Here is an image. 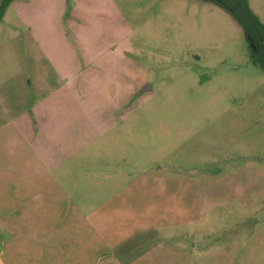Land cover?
Segmentation results:
<instances>
[{"label": "rangeland", "instance_id": "rangeland-1", "mask_svg": "<svg viewBox=\"0 0 264 264\" xmlns=\"http://www.w3.org/2000/svg\"><path fill=\"white\" fill-rule=\"evenodd\" d=\"M249 1L264 23V0ZM250 47L228 11L198 0L10 3L0 79L18 62L41 81L30 66L49 55V142L61 146L49 152L67 160L50 186L79 201L91 251L101 241L121 264H264V71ZM3 107L0 95V122ZM22 184L0 181V196H24ZM14 215L0 212L1 258L3 242L49 237V212L5 228Z\"/></svg>", "mask_w": 264, "mask_h": 264}, {"label": "crops", "instance_id": "crops-1", "mask_svg": "<svg viewBox=\"0 0 264 264\" xmlns=\"http://www.w3.org/2000/svg\"><path fill=\"white\" fill-rule=\"evenodd\" d=\"M10 49L16 53L15 48ZM42 58L44 61L37 63L35 60L30 66L33 72H42L44 78L41 81L35 82L31 78L27 83V75L18 62L14 64L12 78L0 79V95L4 104L0 122V181L25 184L20 185L25 189L24 196L20 191L18 195L0 196V212L17 214L10 220L4 219L2 224L5 228H22V213L49 212V237L43 235L41 240L31 241L22 239L33 237L27 235L3 242L0 264H18L20 261L41 264L39 259H48L49 264H121L117 254L112 251L113 244L106 245L99 241L98 250L91 251V246L82 236L87 226L85 211L80 208L79 201L72 200L71 193L59 183L58 189L50 186V183L57 181L54 164L65 162L63 165H66L67 160H64V156L59 157L62 153L49 152V149L61 146L55 145L54 141L49 142V55L45 53ZM43 101L44 112L43 108L38 107ZM74 154L78 159L79 151ZM44 176L45 180H49L47 195L39 192V181ZM43 199L44 204L39 203ZM89 243L92 244V241ZM44 245H49V248H41Z\"/></svg>", "mask_w": 264, "mask_h": 264}, {"label": "trees", "instance_id": "trees-1", "mask_svg": "<svg viewBox=\"0 0 264 264\" xmlns=\"http://www.w3.org/2000/svg\"><path fill=\"white\" fill-rule=\"evenodd\" d=\"M13 0H2L0 3V20L5 15ZM200 2L216 4L228 11L239 23L248 42L252 39L256 50L252 47L251 59L264 71V23L252 9L249 0H198Z\"/></svg>", "mask_w": 264, "mask_h": 264}, {"label": "water", "instance_id": "water-1", "mask_svg": "<svg viewBox=\"0 0 264 264\" xmlns=\"http://www.w3.org/2000/svg\"><path fill=\"white\" fill-rule=\"evenodd\" d=\"M249 40H250V46H251L254 50H256V46H255L254 42L252 41V39L249 38ZM147 88H150V86H147L145 89H147Z\"/></svg>", "mask_w": 264, "mask_h": 264}]
</instances>
